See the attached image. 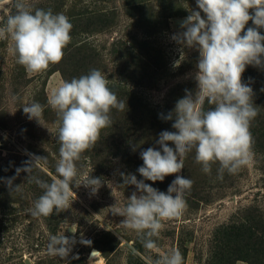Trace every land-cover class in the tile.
<instances>
[{"label":"rangeland","instance_id":"rangeland-1","mask_svg":"<svg viewBox=\"0 0 264 264\" xmlns=\"http://www.w3.org/2000/svg\"><path fill=\"white\" fill-rule=\"evenodd\" d=\"M26 2L33 12L51 9L67 16L72 39L62 60L42 73H28L11 52L13 41L0 39V264H146V258L155 260L172 249L182 253L184 264H264V67L247 65L241 78L253 89L257 110L250 124L253 156L247 166L236 174L225 171L220 179L219 164L212 165L210 174L203 172L193 149L179 173L163 181L144 180L138 172L141 152L161 150L159 134L176 131L174 120L162 117L175 109L185 90L197 91L199 51L172 39L185 31L180 25L191 11H201L196 0ZM14 12V0L0 2V26ZM201 16L206 19L202 11ZM249 27H255L251 20L244 31ZM258 31L264 35V28ZM92 69L104 74L125 103L123 111L111 110V125L76 162L78 179L85 174L101 178L102 186L93 195L72 184L75 196L68 209L33 217L28 210L44 190L28 181V173L17 175L16 170L33 156L44 157L32 176L48 183L58 178L60 121L48 98L63 82ZM32 102L44 107L42 124L23 112ZM136 102L148 115L134 107ZM203 108L214 106L205 101ZM169 146L175 148L171 142ZM121 173L164 193L177 175L193 181L182 215L163 221L155 250H146L134 230L120 225L125 218L112 214L113 207L126 206L137 191L124 185ZM60 234L77 241L66 259L47 251L49 237ZM82 238L91 246L80 243ZM93 251L100 254L93 257Z\"/></svg>","mask_w":264,"mask_h":264},{"label":"clouds","instance_id":"clouds-1","mask_svg":"<svg viewBox=\"0 0 264 264\" xmlns=\"http://www.w3.org/2000/svg\"><path fill=\"white\" fill-rule=\"evenodd\" d=\"M196 3L206 19L201 11H191L180 25L185 31L172 39L199 51L197 91L193 95L185 90L186 95L177 101L175 109L162 117L174 120L172 127L176 129L159 134L156 143L162 151L150 147L141 152L143 166L138 172L144 180L163 181L166 176L179 173L193 149L203 172L210 174L212 165L219 164L220 179L225 171L236 174L252 160L250 124L257 110L252 100L253 89L242 83L241 78L247 65L264 67V35L258 31L264 28V0H196ZM14 7V14L0 26V39L13 41L11 52L17 63L28 73H42L59 63L72 39L68 17L54 14L51 9L36 8L33 12L26 0H14ZM250 20L255 27L244 31ZM108 85L104 74L92 69L87 75L63 82L49 96L48 105L60 121L57 134L60 158L55 169L58 178L48 183L32 176L33 169L46 161L44 157L33 156L16 170L17 175L21 171L28 173V181L34 180L44 190L28 210L33 217H47L54 210L59 213L68 209L75 196L72 184L83 185L93 195L102 186L101 178L85 174L78 179L76 162L96 144L101 130L111 125V110L125 109V103L118 100ZM205 101L214 108L205 111ZM23 112L30 120L42 124L44 107L39 102L25 104ZM121 176L124 185H134L137 191L128 198L126 206L113 207L112 214L125 218L120 225L134 230L146 250H155L163 221L182 215L193 181L177 175L164 193L144 180H137L133 174ZM7 183L11 188L12 180ZM19 190L17 185L14 191ZM76 242L75 237L51 235L47 251L66 259ZM80 243L91 246L92 242L82 238ZM99 254L93 251L92 256ZM146 264H184V257L178 249H172L155 260L146 258Z\"/></svg>","mask_w":264,"mask_h":264},{"label":"trees","instance_id":"trees-1","mask_svg":"<svg viewBox=\"0 0 264 264\" xmlns=\"http://www.w3.org/2000/svg\"><path fill=\"white\" fill-rule=\"evenodd\" d=\"M135 106V108L136 107H141L137 102L134 104ZM140 110V113L142 114V115H148V114H146L147 113V110H145V106H142L141 107V109H139ZM188 162V154H187V156H186V158H185V160H184V163H187Z\"/></svg>","mask_w":264,"mask_h":264}]
</instances>
